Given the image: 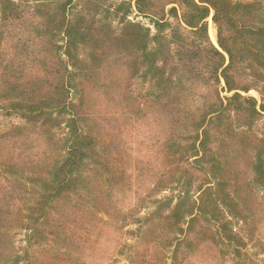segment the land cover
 Segmentation results:
<instances>
[{
  "label": "trees",
  "instance_id": "16d2710c",
  "mask_svg": "<svg viewBox=\"0 0 264 264\" xmlns=\"http://www.w3.org/2000/svg\"><path fill=\"white\" fill-rule=\"evenodd\" d=\"M0 109V264L264 255V0H0Z\"/></svg>",
  "mask_w": 264,
  "mask_h": 264
},
{
  "label": "rangeland",
  "instance_id": "374dc122",
  "mask_svg": "<svg viewBox=\"0 0 264 264\" xmlns=\"http://www.w3.org/2000/svg\"><path fill=\"white\" fill-rule=\"evenodd\" d=\"M130 19L134 20V21H139L145 25H150L149 24V20L148 18L142 17L141 15L137 14L135 11L132 12V14L129 17ZM207 24H208V34L209 37L211 39V41L215 44L216 42V29L214 24L211 21V18L209 17L207 19ZM248 94L250 96L255 97L258 102H259V95L256 91L251 90L248 92ZM22 123V120L14 117V116H5L4 112L0 109V133L4 132L6 129H8L12 124H20ZM169 191H164L162 194H160L161 196L163 195H168ZM126 202L130 205L131 208H137L138 207V201L137 198H130V199H126ZM149 210L148 207H143L139 209V215H144V213H146ZM126 228H134V225H130L127 226ZM23 236L22 234H18L15 237V243L17 246H21L23 245L22 242ZM100 245L102 247V251L99 253V255L97 256V264H107L110 263V261H108V259H110L111 257H113V248L115 246V243L117 241V237L116 235H114V233H112L111 229L107 228V230L104 231L103 233V237L100 238ZM135 241L134 238H130L126 235L125 237V242L128 244H133ZM121 242V240H120ZM254 260L257 264H264V255H259V256H255ZM112 263L115 264H127V261L125 259V256H120L118 258H116V260H114ZM222 264H232L231 260L229 258H226Z\"/></svg>",
  "mask_w": 264,
  "mask_h": 264
}]
</instances>
